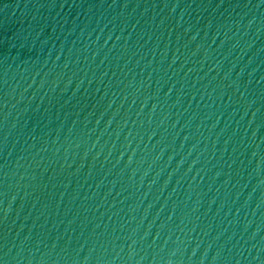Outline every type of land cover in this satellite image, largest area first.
I'll return each instance as SVG.
<instances>
[{
	"label": "water",
	"instance_id": "95a60500",
	"mask_svg": "<svg viewBox=\"0 0 264 264\" xmlns=\"http://www.w3.org/2000/svg\"><path fill=\"white\" fill-rule=\"evenodd\" d=\"M0 264H264V0H0Z\"/></svg>",
	"mask_w": 264,
	"mask_h": 264
}]
</instances>
